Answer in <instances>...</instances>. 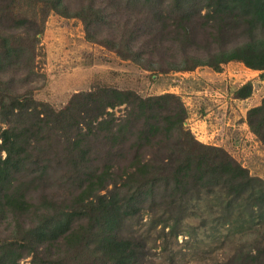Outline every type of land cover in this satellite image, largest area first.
<instances>
[{"label": "trees", "instance_id": "trees-1", "mask_svg": "<svg viewBox=\"0 0 264 264\" xmlns=\"http://www.w3.org/2000/svg\"><path fill=\"white\" fill-rule=\"evenodd\" d=\"M50 14L151 78L230 61L264 78V0H0V264H146L145 239L125 231L143 214L186 235V264H264V180L198 141L179 95L98 82L60 108L34 97ZM245 123L264 148V96ZM211 241L233 248L215 257Z\"/></svg>", "mask_w": 264, "mask_h": 264}, {"label": "rangeland", "instance_id": "rangeland-1", "mask_svg": "<svg viewBox=\"0 0 264 264\" xmlns=\"http://www.w3.org/2000/svg\"><path fill=\"white\" fill-rule=\"evenodd\" d=\"M40 40L42 54L35 58L34 68L42 74L30 82L36 99L60 108L74 92L87 90L98 82L133 89L142 96L175 93L187 109L185 125L198 141L225 148L251 175L264 180V148L245 123L246 111L259 104L264 96L261 71L230 61L222 64L220 71L203 65L192 71H169L151 78L148 70L121 59L101 45L88 42L78 19L57 14L47 17ZM247 81L252 83L250 96L235 98V90ZM114 112L115 116L122 115L124 105L116 107ZM147 218L148 215L143 214L140 223L134 220L125 225V231L145 239L142 241L147 252L145 263L169 264V255L176 253L178 261L186 264V245H183L186 235L162 237L161 232L158 233L160 226L151 227L146 223ZM245 240V245L251 242ZM221 242L211 241L215 257L233 248L230 241L223 246ZM28 260L29 257L24 258L20 263L27 264Z\"/></svg>", "mask_w": 264, "mask_h": 264}]
</instances>
